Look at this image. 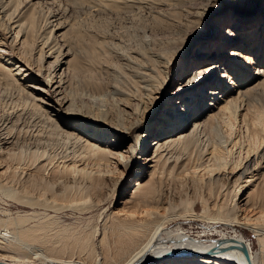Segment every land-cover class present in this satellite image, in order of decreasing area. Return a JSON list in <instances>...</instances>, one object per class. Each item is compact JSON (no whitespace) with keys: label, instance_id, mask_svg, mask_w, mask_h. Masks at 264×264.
Here are the masks:
<instances>
[{"label":"bare ground","instance_id":"obj_1","mask_svg":"<svg viewBox=\"0 0 264 264\" xmlns=\"http://www.w3.org/2000/svg\"><path fill=\"white\" fill-rule=\"evenodd\" d=\"M69 1L0 0V194L34 212L43 208L59 213L84 209L80 198L97 197L108 187L107 200L112 197L113 204L124 178L134 170L137 179L120 200V209L107 215L90 243L73 236L80 246L70 249H81L76 256L68 249L74 239L67 230L63 233L52 225L53 231L62 233L48 235L51 220L31 225L40 213H28L30 217L22 219L12 235L0 234V264H258L239 228L258 238L264 264V214L242 213L244 208L264 209V125L261 129L258 115L252 117V111L249 116L251 110L247 111L264 86V0L259 7L243 0L171 4L172 11L186 12L187 17L175 24L169 41L158 44L150 29L143 28L129 47L119 36L99 28H87L85 42L77 20L69 15ZM95 1L90 14H100V8L111 12V4L161 12V4L153 5L152 0ZM226 3L232 9L225 15ZM210 23H214L211 35ZM81 39L90 49L82 46ZM112 57L115 61H110ZM86 70L105 77V81L101 77L105 84L86 82L87 76L81 74ZM230 119L240 134L263 137V149L251 152L243 165L224 172L211 170L210 187L222 179L232 182L233 204H226L220 195L211 202L223 210L212 216L204 215L208 211L168 212L164 206L165 212H160L159 206L166 203L163 186L175 173L184 174L192 188L196 179L187 173L192 166H187L203 162L214 169L224 154L232 155L236 147L247 149V143L226 134ZM123 186L120 194L125 195ZM101 202L96 201L98 206ZM189 216L208 220L213 226L204 229L220 238L190 236L179 227ZM110 220L108 238L114 246L107 245L102 257L92 259L98 237L102 236L101 246L107 243ZM219 224L229 233L220 231Z\"/></svg>","mask_w":264,"mask_h":264},{"label":"rangeland","instance_id":"obj_2","mask_svg":"<svg viewBox=\"0 0 264 264\" xmlns=\"http://www.w3.org/2000/svg\"><path fill=\"white\" fill-rule=\"evenodd\" d=\"M142 1H145V0H142ZM152 1L154 2L153 5L157 4V3L161 4L160 5V10H161L160 14L161 15L160 14H156V13L153 14L154 12H150L149 10L148 11L147 10H140L137 7L127 6V5H123V4H118V5L111 4V5H109V8L112 9L111 12H108V11L104 10L103 8H100V10L98 12L100 14H97V15L90 14V10L93 9V7H91V6L94 5L97 2L95 0H70L69 2H67L68 5H66V6H68L69 15H71L73 21L77 20V22H74V23H76L75 26L79 29V31H81L82 36L84 37V38L82 37V39H85V42H86L87 38H86V36L83 33L86 31V29L89 28V27L90 28H96V29L99 28V31L102 30L101 32H104L107 35H111V34L113 35L114 34L113 36H119V38L123 42H125L127 44V46L129 47L130 45L134 46V44H135L134 43V39H135L134 36L136 34L141 36L142 32H143L142 31L143 28H149L150 29V33L153 35L152 36L153 38L155 37L154 40H155L156 43L160 44V43H163L165 41L168 42L169 41V36L168 35L181 22L183 23L184 19L187 17L186 16V12L178 11V10H176L178 12L172 11L171 9H174V8H170V6H171V4H174V6L179 5V4H183V3L188 2L190 0H152ZM199 1L202 2V0H194V2H199ZM243 1L246 4L247 3H253L255 7H259L260 6V2H261L260 0H243ZM203 2H205V1H203ZM231 9H232V7L228 3H226L225 6H224V9H223V14L226 15V13H228ZM159 15H160V17H159ZM175 24H177V26ZM172 27H174V28H172ZM213 27H214V23H210L209 24V28H210L209 35L212 34ZM77 28H76V30H78ZM165 32L167 33V35H166ZM162 33H163V37L164 38L161 36ZM13 38H14V35L11 38H9V40H8V45L9 46L8 47H10V44H11ZM164 39H167L168 41L167 40L164 41ZM81 42L84 43V44L81 43V45L83 44L82 46H84L87 49H90V45L89 44H86L83 40ZM198 43L191 47L190 54L194 51V48L196 46H198ZM76 46L80 47V44L77 41H76ZM29 48H30L29 46H26L25 49L29 50ZM5 51H7V54L9 53V49H5ZM112 59H113V57H112ZM110 61H115V58L113 60L110 59ZM85 73H87V74H85ZM81 74H82V76L84 78L87 76V78H85V79L87 80L86 82H88V83H91V82L93 83V81H94V83H93L94 85L95 84L96 85H104L105 84L102 81V79L104 81L106 80L105 77H104L105 78L104 79L103 76L98 75L97 73H93L90 70H89V73L86 70V71L82 72ZM101 77H102V79H101ZM261 89L259 90L260 93H259L258 99L256 100V102L254 101L255 104H252V105H254L253 108H252V105H251V109H249L247 111L251 110V112H248L249 116L251 115L250 113L253 114L254 112H255L254 113L255 115L254 114H253V116L251 115L252 117H255V116L258 115L257 118H255V119H258L256 121H258L257 123L259 124V126L262 129V127L264 125V86ZM162 108H163V106H161V108L159 109V112H161ZM252 111H254V112H252ZM156 116H157V113L152 115L148 119L147 122L148 123L153 122L154 119L156 118ZM232 119L228 120L229 123H227L228 121L225 123L226 134H228L229 136H232V138H234V139L235 138L238 139V141H240V142L244 141L243 142L244 144L247 143L246 144V146H248L247 149L241 148L242 149L241 150L240 147H236L232 151V155L233 156L231 155V153L224 154L223 158L220 160V164L221 165L220 164L218 166L212 165L213 167L215 166L214 169L211 168L210 167L211 164H208V163H207L208 165L206 164L207 168H206V165L205 166L203 165V164H205L203 162L193 163L192 165H190V163H189L188 165H190V166H187V168L191 167V166L192 167H191L190 171H189L190 168H188V172L187 173H189L190 175L195 177L194 181L196 179V181L194 182L195 185L192 188H190L189 183H186L184 174L179 175V177L181 178L180 179L178 177V175L176 177V175H175L176 173H175L173 176H171V178H169L166 181V183L163 186L164 190H162V192H163V197H164V200L166 201V203H165V205L163 204V205L159 206V207H161L160 208L161 210H159L160 212L164 211V208H163V206H164L165 208L167 207L166 210L168 212L169 211L182 212V213H188V212L191 213L192 212L195 215H200V214L203 215V213L205 211L206 212L208 211L209 213L207 212L208 214L205 213L204 215H209L210 214L209 216H212V215H214V213L215 214L216 213H221V211L223 210L222 207L219 208L218 205H213V203L211 202V198L215 199V196L216 197L218 196V198H220V195H221V198L224 200V202L226 204L227 203H228V205H230V204L232 205L233 204V201L236 198V196H235V191H234L232 182H229L227 179H222L218 183H212L213 186L211 185L212 187H210L209 180H211L213 178V176H214L212 173H213V171H215L217 169L221 170V172H224L226 168H227L226 171H228V170L230 171L232 168H235L238 165H243L245 163V161L247 160L248 155L251 152H256L257 150H258L257 152H259L260 149L261 150L263 149L262 148L263 147L262 146L263 145L262 144L263 137L261 139V136H259L258 134L256 136L253 133L252 134L254 136L251 135V134H245V133H243V134L241 133L240 134L239 129H238V125L236 124L235 120L233 121ZM263 131H264V127H263ZM235 150H236L237 153L235 152ZM197 165H198V167H201V168H198ZM219 166L221 168L222 167L223 168L221 169V168H219ZM195 167H196V170H195ZM208 168L210 170H206ZM211 170H213V171H211ZM194 171H195L196 174L194 173ZM133 173H134V170L127 177H125L124 181H123V185L125 184V186H127V192L125 193V195L120 194V191H121L122 187H124L123 185L120 186L118 188V192L116 193V196H115L116 198H115V201L113 202V204L111 202L112 201V197L109 199V201L107 200L109 194L111 193V191L109 190L110 188L108 187V189H104V190L100 191L99 193H97V197H93L94 199L91 198V197H84L85 199L80 198V200H82L85 203V206L82 205L84 207V209H82V210L77 208L78 211L80 210L79 212L76 210V208H72L74 211L70 210V208H67L69 210L64 209V210L59 211V213L55 212V211H49L48 212V211H45L43 208H41V209L37 208V209H35L36 212H34L33 208H31V207H29L27 205H20L21 202H19L17 200L15 202V201H13V199L10 200L11 199L10 197H7L6 195L0 194V234H6V233L7 234H11L12 232H14L15 226L16 227L19 226V225L21 226L22 219L30 217V216H27L28 213L31 216L34 215V214H39L40 213L39 215H36L33 218V220L30 221L29 223L31 225L35 224V223H38V222L41 223V224H44V223L48 224L49 221L51 220V222L47 226L50 229L47 230V228H46V233L48 232L47 234L48 235L50 234L51 236H52V233H50L51 231L53 232V236H55L57 233H58L57 235H59V232L62 233V231H63V233H65V231L67 230L66 234H68V236H71V238L74 239V241H70L71 244H70V242H68V247H69L68 249L70 251L72 250L71 252L74 251L73 254L76 256V254H78L81 251V249L79 247L76 248V246H75V249L77 251L73 250L74 249L73 248L74 245L80 246L78 241L85 240V239H89L88 243H90V239L92 238L93 235H95L93 233H96V231L102 227V225L106 221L107 215L111 211L120 209V207H121L120 204H119L120 200H122V198H125L126 196H128V194L130 192V187L132 188V186H134V181L137 179L136 177H134ZM261 176L262 177L264 176V168H262V170H261ZM172 177H174V178H172ZM178 178L180 180H178ZM229 185H230V187H229ZM227 186H228V190L230 192L227 190ZM221 187H222V189H221ZM192 189H193V191H192ZM223 190H225V191H223ZM217 192H218V194H217ZM39 195L41 196V198H43V196L40 193H39ZM39 195L35 194V198L37 196L36 199L40 200L41 198H40ZM224 196H225V198H224ZM16 197H18V196H16ZM101 198H103V199H101ZM92 199H93L94 203L92 202ZM14 200H15V198H14ZM86 200H87V202H86ZM100 200H102V202H101V205L98 206L96 201H100ZM103 200H104V202H103ZM17 202H19L20 204H18ZM91 203L94 204V205H92ZM208 203H209V205H208ZM90 204L92 205V207L90 206ZM212 205L215 207V209L217 211L215 209H213ZM93 206H94L95 209H92ZM219 209H221V211ZM80 212H84V213L82 214ZM242 213H244L243 215H245V214L248 215V217H250V216L251 217H255V216L259 215V214H264V209L255 210L254 211L253 209L244 208ZM43 216H44V218H43ZM58 216H60V217H58ZM49 217H51V218L49 219ZM37 219H39V220H37ZM45 219H47V221ZM15 222H17L16 225H15ZM13 223H14V225H13ZM106 224H108L107 227H109V226L111 227L112 224H113V221L110 220ZM49 225H51V227ZM52 225L55 228H58L57 227V225H58L60 229L62 228L61 229L62 231L60 229H58V231H57V229H55L53 231L54 227H52ZM172 226L176 227V224L174 223V224H172ZM208 226L212 227L213 225H209V221L208 220H206L203 217L198 218V216H194V217L189 216V217L183 219L182 224L179 225V227L184 228V231L186 233H188L190 236H193V237H198L199 236V237H201V238H203L205 240H210V239H213V238L214 239L220 238V235H216L217 233L214 232V234H213V231L209 232L206 229H204V227H208ZM64 227H65V229H64ZM110 227H109V229L107 228V230H106L107 232L105 231L106 233L109 232V234L105 233V237L108 235L107 238H106L107 239V241H106L107 243H105L103 246H101L100 245V238L102 236L98 237V239H97V243L98 244L96 243L97 246L93 245L95 247L96 251H95V249H94V252L92 250L93 253L91 252L90 258L94 259L95 255H98L99 257H102L103 254L106 253V249L108 247L107 245H111V247L114 246V244L111 242L112 239L108 238L111 235ZM17 228H19V227H17ZM96 228H97V230H96ZM218 229L220 231L224 232V233L225 232L229 233V228H227L224 225H220L219 224L218 225ZM238 230L243 234L245 240L248 243H250L253 255H257V257H258V264H261V262L263 263V260H261L262 259L261 245H260V243L258 241V238L255 237V235L248 229L239 228ZM71 231H72V233H71ZM75 234H77V235H75ZM203 235H204V237H203ZM73 236L74 237L76 236V238H80V237L81 238L79 240L77 239L78 240L77 241L76 238H74ZM72 239H70V240H72ZM73 242H75V244ZM109 243H111V244H109ZM70 245H72L73 247L70 246ZM70 247L73 248V249H70ZM68 249H66V252L70 255L71 252L69 253ZM16 253H14V255H16ZM68 254L67 255H66V253L64 254V257L67 258V259H68V257L72 256V253H71L70 256Z\"/></svg>","mask_w":264,"mask_h":264},{"label":"water","instance_id":"obj_3","mask_svg":"<svg viewBox=\"0 0 264 264\" xmlns=\"http://www.w3.org/2000/svg\"><path fill=\"white\" fill-rule=\"evenodd\" d=\"M242 250H243V252H244L245 256H246V257H247V259H248L247 250H246L245 248H242Z\"/></svg>","mask_w":264,"mask_h":264}]
</instances>
